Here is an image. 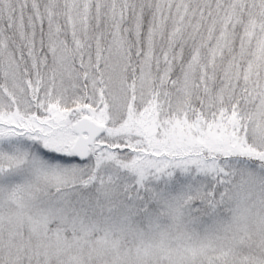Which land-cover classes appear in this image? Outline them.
<instances>
[{"label":"snow or ice","instance_id":"obj_1","mask_svg":"<svg viewBox=\"0 0 264 264\" xmlns=\"http://www.w3.org/2000/svg\"><path fill=\"white\" fill-rule=\"evenodd\" d=\"M0 264H264V0H0Z\"/></svg>","mask_w":264,"mask_h":264}]
</instances>
